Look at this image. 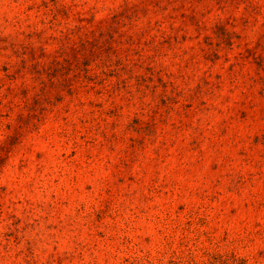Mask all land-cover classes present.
Instances as JSON below:
<instances>
[{
    "label": "rangeland",
    "instance_id": "rangeland-1",
    "mask_svg": "<svg viewBox=\"0 0 264 264\" xmlns=\"http://www.w3.org/2000/svg\"><path fill=\"white\" fill-rule=\"evenodd\" d=\"M0 264H264V0H0Z\"/></svg>",
    "mask_w": 264,
    "mask_h": 264
}]
</instances>
